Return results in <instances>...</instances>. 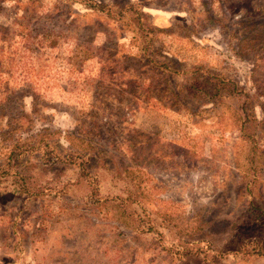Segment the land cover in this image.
I'll use <instances>...</instances> for the list:
<instances>
[{
    "label": "rangeland",
    "instance_id": "1",
    "mask_svg": "<svg viewBox=\"0 0 264 264\" xmlns=\"http://www.w3.org/2000/svg\"><path fill=\"white\" fill-rule=\"evenodd\" d=\"M0 264H264V0H0Z\"/></svg>",
    "mask_w": 264,
    "mask_h": 264
},
{
    "label": "trees",
    "instance_id": "2",
    "mask_svg": "<svg viewBox=\"0 0 264 264\" xmlns=\"http://www.w3.org/2000/svg\"><path fill=\"white\" fill-rule=\"evenodd\" d=\"M21 181H22L23 183H24V182H26L24 178H23V179H21Z\"/></svg>",
    "mask_w": 264,
    "mask_h": 264
}]
</instances>
